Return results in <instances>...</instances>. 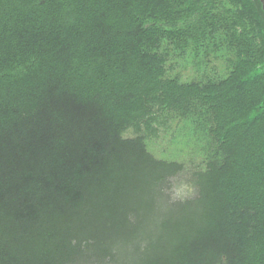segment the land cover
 I'll list each match as a JSON object with an SVG mask.
<instances>
[{
    "label": "trees",
    "instance_id": "16d2710c",
    "mask_svg": "<svg viewBox=\"0 0 264 264\" xmlns=\"http://www.w3.org/2000/svg\"><path fill=\"white\" fill-rule=\"evenodd\" d=\"M0 264H264L260 0H0Z\"/></svg>",
    "mask_w": 264,
    "mask_h": 264
},
{
    "label": "rangeland",
    "instance_id": "374dc122",
    "mask_svg": "<svg viewBox=\"0 0 264 264\" xmlns=\"http://www.w3.org/2000/svg\"><path fill=\"white\" fill-rule=\"evenodd\" d=\"M184 59L174 56L172 64L174 66L170 70V74H179L182 80H190L193 77L200 76V70L195 69L193 64H188L186 67H182V62ZM214 68L210 69V72L217 70L218 72L224 74L226 73V65L223 61H216L213 64ZM158 119L161 121L155 123L156 128L155 133L148 134L147 141L149 149L155 154H176L180 151L178 158L183 161V169L175 176L170 178V188L168 193L172 200H182L194 195V187L192 185V172L200 167L202 164V158L190 151L193 146V137L190 133L180 132L178 134L179 128L181 126V120L175 118L167 110L160 111ZM164 121V122H162ZM126 135H133L135 131L129 128ZM178 134V135H177ZM192 137V139L190 137Z\"/></svg>",
    "mask_w": 264,
    "mask_h": 264
},
{
    "label": "water",
    "instance_id": "95a60500",
    "mask_svg": "<svg viewBox=\"0 0 264 264\" xmlns=\"http://www.w3.org/2000/svg\"><path fill=\"white\" fill-rule=\"evenodd\" d=\"M262 9L264 10V0H260Z\"/></svg>",
    "mask_w": 264,
    "mask_h": 264
}]
</instances>
